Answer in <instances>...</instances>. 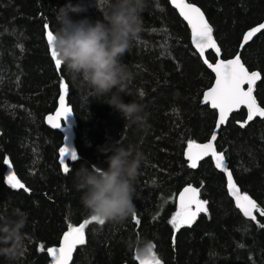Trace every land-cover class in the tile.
Returning <instances> with one entry per match:
<instances>
[{
  "label": "trees",
  "instance_id": "obj_1",
  "mask_svg": "<svg viewBox=\"0 0 264 264\" xmlns=\"http://www.w3.org/2000/svg\"><path fill=\"white\" fill-rule=\"evenodd\" d=\"M189 1L212 25L221 57L227 60L239 52L250 71L260 72L256 98L264 107V29L240 48L243 34L264 23V0ZM66 2L0 0V163H11L10 168L0 167L5 174L14 171L31 189H12L6 179L0 181V215L14 209L27 213L25 255L16 264H49L46 250L59 246L66 225L90 219L75 187V170L82 164L107 167L108 154L100 146L117 141L135 145L145 157L134 197L140 223L133 215L102 227L91 222L85 229L86 244L78 246L72 264H138L137 251L152 242L165 264H264V227L259 226L264 218L255 213L258 224L236 208L226 176L212 158L197 168L188 166V140L207 142L218 119L203 100L215 74L195 50L188 24L169 0H146L142 30L123 57L134 74L131 87L144 92L139 98L142 119L126 125L119 111L73 84L63 66L60 71L55 67L44 25L54 32L55 14ZM77 2L87 11L72 13L74 20L103 18L98 0H73ZM207 59L214 64L218 56L210 51ZM60 76L69 85V105L77 119L79 158L69 164V174L59 162L64 135L46 123V116L58 107ZM246 119V109L232 114L219 133L217 148L241 192L264 208V118L245 127L236 123ZM189 184L208 201V213L175 231L169 221L179 193ZM0 264L9 262L0 257Z\"/></svg>",
  "mask_w": 264,
  "mask_h": 264
},
{
  "label": "clouds",
  "instance_id": "obj_2",
  "mask_svg": "<svg viewBox=\"0 0 264 264\" xmlns=\"http://www.w3.org/2000/svg\"><path fill=\"white\" fill-rule=\"evenodd\" d=\"M98 6L103 18L95 20L72 18V13L87 11L83 2L67 0L59 7L53 32L58 59L73 84L119 111L126 125L140 122L141 90L131 87L134 74L123 57L142 30L146 0H98ZM126 96L135 98L126 100ZM100 151L108 154L107 167L82 164L75 170L74 181L84 209L102 227L108 222L123 223L134 214L135 185L145 157L135 145L119 141L100 146ZM26 223L27 213L20 209L0 215V257L9 264L25 255Z\"/></svg>",
  "mask_w": 264,
  "mask_h": 264
},
{
  "label": "snow or ice",
  "instance_id": "obj_3",
  "mask_svg": "<svg viewBox=\"0 0 264 264\" xmlns=\"http://www.w3.org/2000/svg\"><path fill=\"white\" fill-rule=\"evenodd\" d=\"M171 3L179 10V14L187 21L191 28V39L195 48L198 50L199 55L204 57V53L207 49H212L217 55L220 54V47L217 41L213 37V27L206 19L204 12L200 7L194 3H188L186 0H171ZM157 7L159 4L157 3ZM45 29H49V25H44ZM264 29V23L258 27H253L242 36V42L240 48L243 49L244 45L258 32ZM167 31V29H163ZM47 43L51 48V58L54 60L56 69L59 71L62 66V61L58 59V54L53 45V32L49 29L46 33ZM22 49V45L20 46ZM203 62L215 73V83L204 94L203 100L205 103H210L212 109L218 110V121L213 129L210 139L206 143H197L194 140L189 139L187 142V151L185 155L189 162L190 168H196L198 161L206 156H211L215 161V166L221 169L227 174V188L231 197L235 200V206L238 208L244 217L249 218L252 221H257L255 213L264 218V208H262L255 199H253L248 193L241 192L239 186L233 178L232 172L229 170L224 153L217 152L214 142L217 140V131L220 126L227 123V118L234 110L244 106L247 109V119L244 122L237 121L241 127H245L249 121H252L255 117L264 118V107H260L255 96L253 95L254 86L256 81L261 79L259 71H249L245 64L242 62L239 52L234 58L227 60L218 59L215 64L210 63L207 58L203 59ZM59 83V107L53 114L46 116L47 123L55 128L61 127V119L67 118L72 113L70 106L66 105L65 97L69 92V85L63 76H60ZM247 85V90L244 86ZM141 95H144L141 90ZM178 112V110H175ZM71 156V160L78 159L75 150L69 149L64 144L59 149V162L63 166L62 171L64 174H69L71 169L68 163H65L66 157ZM8 165L11 167V163L8 160H3L0 166ZM0 181L6 179L7 185H10L12 189H22L25 192L30 193L31 189L16 176L14 171H8L5 174L4 168L0 167ZM152 184L156 183V180L151 181ZM208 201L200 199V189L193 187L189 184L183 188V191L178 196V208L177 211L171 216L169 223L173 226L175 231H179L182 227H190L201 213H208L207 208ZM133 218L136 223L139 224L140 220L133 214ZM95 217L90 219H84L83 222L78 225L68 223L66 225L67 230L62 234V240L59 247H48L47 254L52 258L51 264H69L72 260L73 253L78 245L86 244L85 229L95 220ZM103 223V222H101ZM264 227V225H259ZM175 242V236L172 238ZM243 247V245H241ZM155 245H148L144 248L143 252L137 251L135 259L139 261V264H162V261L157 257L154 252ZM40 251H45L44 245H40Z\"/></svg>",
  "mask_w": 264,
  "mask_h": 264
},
{
  "label": "water",
  "instance_id": "obj_4",
  "mask_svg": "<svg viewBox=\"0 0 264 264\" xmlns=\"http://www.w3.org/2000/svg\"><path fill=\"white\" fill-rule=\"evenodd\" d=\"M170 1V3H171V0H169ZM186 2H188V3H193V2H190L189 0H186ZM195 4V3H194ZM171 5L175 8V6L171 3ZM196 6H198V5H196ZM199 7V6H198ZM176 9V8H175ZM177 10V12L179 13V10L178 9H176ZM202 10V9H201ZM203 11V10H202ZM205 14V13H204ZM180 15V14H179ZM181 16V15H180ZM182 17V16H181ZM205 17H206V15H205ZM183 18V17H182ZM206 19H207V17H206ZM184 20V19H183ZM208 20V19H207ZM185 21V20H184ZM186 23H187V21H185ZM210 23V22H209ZM188 24V23H187ZM189 26V29H190V32H191V28H190V25H188ZM50 29V28H49ZM49 29H46V33H47V31L49 30ZM51 30V29H50ZM52 31V30H51ZM53 32V31H52ZM213 37H214V39L216 40V37H215V33H214V29H213ZM46 39H47V35H46ZM192 40V39H191ZM217 41V40H216ZM217 44H218V42H217ZM219 45V44H218ZM193 46H194V48H195V45L193 44ZM220 47V46H219ZM221 49V48H220ZM49 50H50V52H51V48H50V46H49ZM195 50L198 52V50L195 48ZM210 51H213V52H215L214 50H212V49H207L206 51H205V53H204V57H202L203 59L204 58H207V54L210 52ZM199 53V52H198ZM218 56V59H223L222 57H221V51H220V54L219 55H217ZM208 60V59H207ZM225 60V59H224ZM242 60V59H241ZM209 61V60H208ZM218 61V60H217ZM216 61V62H217ZM215 62V63H216ZM243 62V61H242ZM214 63V64H215ZM62 67V66H61ZM60 70H61V68H60ZM59 70V71H60ZM249 70V69H248ZM250 71V70H249ZM251 72V71H250ZM215 74V73H214ZM260 82V79L259 80H257L256 81V84H255V86H254V92H253V95L255 96V98H256V90H257V86H258V83ZM214 83H215V81H214ZM214 83H213V85H214ZM212 85V86H213ZM247 85H245L244 86V88H245V90H247ZM208 90V89H207ZM206 90V91H207ZM205 91V92H206ZM256 100H257V98H256ZM65 102H66V105L67 106H70L69 105V92H68V94L66 95V97H65ZM257 102H258V100H257ZM209 105H210V103H208ZM258 104H259V102H258ZM259 106L260 107H262L260 104H259ZM58 107H59V101H58ZM57 107V108H58ZM71 107V109H72V113H70L68 116H67V118H62L61 119V127L59 128V129H55V128H53V127H51L48 123H47V121H46V123H47V126L49 127V128H51V129H53V130H59V131H61L62 133H63V135H64V143H63V145L61 146V147H63L64 146V144L65 145H67L68 147H69V149H70V151L71 150H75V152L77 153V156H78V158H79V154H78V150H77V146H76V132H75V127H76V125H77V119H76V116H75V114H74V111H73V108H72V106H70ZM210 107H211V105H210ZM242 109H246L244 106H241L239 109H237V110H234L232 113H230L229 114V116H228V118H227V123L226 124H223V125H221L220 126V128H219V130L217 131V140L214 142V144H215V148H216V151L217 152H221V151H219L218 150V148H217V141H218V138H219V133H220V131H221V129H222V127L223 126H226L227 124H228V122H229V120H230V118H231V116H232V114H234V113H237V112H239V111H241ZM214 110H216V109H214ZM217 111V114H218V110H216ZM246 111H247V109H246ZM51 114H53V113H51ZM218 118H219V115H218ZM257 118H260V117H255L252 121H254L255 119H257ZM261 119H263V118H261ZM217 121H218V119H217ZM249 122H251V121H249ZM206 143V142H205ZM187 151V150H186ZM224 157H225V154H224ZM186 158H187V156H186ZM208 158H212L211 156H206V157H204L203 159H201L200 161H198V166L203 162V161H205L206 159H208ZM70 162H75V161H72L71 160V156L69 155L68 157H66V161H65V163H68L69 161ZM78 160V159H77ZM212 160H213V162H214V164H215V161H214V159L212 158ZM225 161H226V164H227V166H228V163H227V160H226V157H225ZM62 166V165H61ZM197 166V167H198ZM63 167V166H62ZM196 167V168H197ZM228 168H229V166H228ZM225 176H226V180H227V174L226 173H224L221 169H219ZM230 170V169H229ZM231 171V170H230ZM233 178H234V176H233ZM234 180H235V178H234ZM236 182V181H235ZM193 186V185H192ZM187 187V186H186ZM193 187H195V186H193ZM181 191H183V189L181 190ZM229 191V190H228ZM230 194V193H229ZM179 196V195H178ZM231 196V195H230ZM200 199H202L201 198V193H200ZM232 199H233V201H234V203H235V200H234V198L232 197ZM203 200V199H202ZM177 205H178V197H177ZM202 214H205V213H201L200 215H202ZM200 215L197 217V219L200 217ZM196 219V220H197ZM149 245H155L153 242L152 243H150ZM79 246V245H78ZM78 246H77V248H78ZM148 246V245H147ZM146 246V247H147ZM57 247H59V246H57ZM145 247V248H146ZM77 248L75 249V251H74V253H73V256H72V260L69 262V264H72V262H73V259H74V256H75V253H76V250H77ZM140 252H142V251H140ZM154 252L156 253V255H157V257L162 261V264H165L164 263V261L161 259V257H160V255L158 254V252H157V250H156V246H155V248H154ZM50 259L52 260V258L50 257ZM138 262V264H139V261H137ZM49 264H51V261H50V263Z\"/></svg>",
  "mask_w": 264,
  "mask_h": 264
}]
</instances>
